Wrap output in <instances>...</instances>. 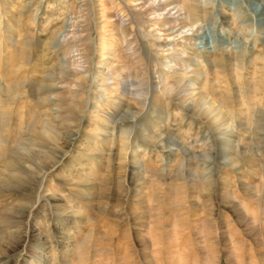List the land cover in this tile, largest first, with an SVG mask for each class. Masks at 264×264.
Instances as JSON below:
<instances>
[{"label": "rangeland", "instance_id": "obj_1", "mask_svg": "<svg viewBox=\"0 0 264 264\" xmlns=\"http://www.w3.org/2000/svg\"><path fill=\"white\" fill-rule=\"evenodd\" d=\"M160 1L0 0V264H264V0Z\"/></svg>", "mask_w": 264, "mask_h": 264}, {"label": "bare ground", "instance_id": "obj_2", "mask_svg": "<svg viewBox=\"0 0 264 264\" xmlns=\"http://www.w3.org/2000/svg\"><path fill=\"white\" fill-rule=\"evenodd\" d=\"M167 2V0H165V2L164 3H166ZM155 3V2H154ZM164 3H162V1H160L159 2V5H155L156 7L155 8H153V6L151 7L150 6V8H148L146 11H147V13H149V12H151L152 14H155V13H157V12H159V11H163V4ZM152 4V3H151ZM191 4H193V3H189V2H186V4H184V6L183 7H181L180 9L179 8H176L177 9V12L175 13V14H177V18H179V19H189V16H190V11H189V7H190V5ZM128 10V9H127ZM183 11H185V13H183ZM139 13V12H138ZM130 15H131V18H129L130 20H135L136 18L135 17H138V16H140L139 14H137V13H133V12H130ZM162 15V14H161ZM129 22V21H128ZM137 25V24H136ZM135 25V26H136ZM139 25V24H138ZM127 26H128V24H127V21H124V20H122V22H121V31H122V35L124 34V29L125 28H127ZM192 28V27H191ZM191 31H192V29H191ZM78 34V33H77ZM65 38H67V39H65L66 40V43L69 45V44H73V42L74 41H76L77 40V37H76V34H75V32H74V35H71L70 33L69 34H67V36H64ZM124 40H126L125 41V43L126 44H128L129 43V41L127 40V38H125ZM148 45H150V44H148ZM149 47V46H148ZM151 49H152V47H151ZM150 50V49H149ZM153 50V49H152ZM150 52H151V50H150ZM155 52V51H154ZM156 53H157V51H156ZM154 54V53H153ZM237 59V58H236ZM163 60H165L166 61V65H167V68H168V70L169 71H171L172 70V67H171V62L172 61H170V62H167V60H169V58H165V59H163ZM171 60V59H170ZM225 60V59H224ZM238 60V59H237ZM241 60V59H240ZM191 61H194L195 62V59L193 58ZM232 61H234V60H232ZM231 61V62H232ZM244 61V60H243ZM237 62V61H236ZM243 64H244V62H243ZM176 66H177V63L175 64ZM175 66V67H176ZM179 67H180V69H181V67L182 66H180V65H178ZM237 66H239V64L237 65ZM244 66V65H243ZM198 68V67H197ZM200 68V71H201V67H199ZM237 70V69H236ZM200 71L198 70V73L197 74H201L200 73ZM195 72V71H194ZM66 73H67V71H66ZM175 75V74H174ZM186 74L184 73V75L183 76H185ZM203 75V74H202ZM163 77H162V82H164V83H168L169 82V78H170V75L168 74V73H165V75H162ZM172 77V76H171ZM160 78V77H159ZM160 80V81H161ZM179 80H181V79H179ZM158 81V80H157ZM236 82V81H235ZM175 85H176V89H181V88H183L184 86H183V84H182V82L181 81H177L176 83H175ZM185 85V84H184ZM193 86V87H192ZM198 85L197 84H194V85H189L188 86V89H191V90H189V91H187V92H189L188 94H186L185 96H183V97H181L180 98V102L182 103V105H185V107H186V109L187 108H194L195 107V105L196 104H198L200 101H202L203 99H202V97H201V95L198 97V98H196V87H197ZM195 87V88H194ZM239 89H241V87L239 88ZM171 91V90H170ZM175 91V90H174ZM173 92V91H172ZM201 92V91H200ZM200 92H199V94H200ZM198 94V95H199ZM176 96V95H175ZM179 97V96H178ZM201 98V99H200ZM232 98H234V97H232ZM257 98V97H256ZM238 100V99H237ZM185 102H189L188 104H184ZM203 102H204V104H203V109L206 111V112H208V113H210V114H212V113H216L215 115H218V113H217V111H216V109H213L211 106H209V104H207L206 102L207 101H205V100H203ZM232 102V101H231ZM209 103V102H208ZM230 103V102H229ZM261 104V103H260ZM235 107V106H234ZM263 107V106H262ZM184 108V107H183ZM185 109V110H186ZM231 112V111H230ZM217 117V116H216ZM231 117V116H230ZM261 118H262V116H261ZM217 119H219L218 117H217ZM231 129V128H230ZM230 133L233 135V134H236L234 131H232V130H230ZM131 134V133H130ZM128 135V134H127ZM230 141V140H229ZM181 145V144H180ZM174 146H177V145H174ZM231 146H232V151H240V147L239 146H236V143L234 142V141H232L231 142ZM168 147V146H167ZM178 147V146H177ZM180 147V146H179ZM170 148H171V146H170ZM139 149V148H138ZM167 149H169V148H167ZM166 149V146L165 147H162V150L165 152V151H167V152H173V150L172 149H169V150H167ZM141 150V149H140ZM145 150V149H144ZM227 161H228V163H229V166H234V167H237L238 165H239V162L236 160V159H229V158H227ZM227 163V164H228ZM241 165V164H240ZM240 168V167H239ZM142 169V168H141ZM43 182V181H42ZM0 249H1V242H0Z\"/></svg>", "mask_w": 264, "mask_h": 264}]
</instances>
